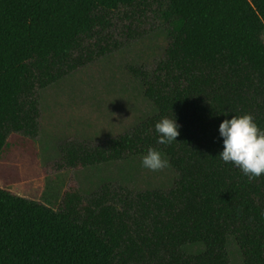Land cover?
<instances>
[{"label":"trees","instance_id":"16d2710c","mask_svg":"<svg viewBox=\"0 0 264 264\" xmlns=\"http://www.w3.org/2000/svg\"><path fill=\"white\" fill-rule=\"evenodd\" d=\"M147 4L0 0L6 183L37 177L39 93L110 51L103 31L114 14ZM157 4L168 47L153 70L132 69L155 114L99 144L64 143L60 168L127 162L151 147L168 159L175 185L142 192L104 185L90 197L72 186L58 210L0 188V264H229L230 239L244 264H264V174L249 180L218 156L224 119L250 113L264 129V0ZM165 116L180 124L171 144L157 143L155 124ZM196 246L203 250L185 251Z\"/></svg>","mask_w":264,"mask_h":264},{"label":"rangeland","instance_id":"374dc122","mask_svg":"<svg viewBox=\"0 0 264 264\" xmlns=\"http://www.w3.org/2000/svg\"><path fill=\"white\" fill-rule=\"evenodd\" d=\"M158 1L149 0L145 9L136 10L133 15L126 10L114 14L110 27L103 31L105 43L108 42L103 45L110 51L99 53L95 61L39 93L37 177L6 183L2 170L10 167L12 161L3 155L0 188L58 210L72 186L84 197H90L104 185L123 186L134 192L167 191L175 185L178 175L170 165L151 171L142 166V158L79 171L60 168V146L64 143L99 144L131 131L155 114L132 69L153 70L168 47V26L161 19ZM202 250L201 246L185 249L188 254ZM228 254L229 264H244L234 239L229 240Z\"/></svg>","mask_w":264,"mask_h":264},{"label":"clouds","instance_id":"9594fccd","mask_svg":"<svg viewBox=\"0 0 264 264\" xmlns=\"http://www.w3.org/2000/svg\"><path fill=\"white\" fill-rule=\"evenodd\" d=\"M179 129L176 116L162 117L155 124L157 143L171 144L177 141ZM218 131L223 142L218 156L224 163H232L249 180L264 174V129L258 126L250 113L224 119ZM141 164L151 171L169 167L168 159L159 150L151 147L142 156Z\"/></svg>","mask_w":264,"mask_h":264}]
</instances>
